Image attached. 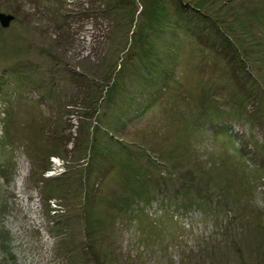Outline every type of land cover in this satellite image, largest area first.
Listing matches in <instances>:
<instances>
[{
	"label": "rangeland",
	"instance_id": "374dc122",
	"mask_svg": "<svg viewBox=\"0 0 264 264\" xmlns=\"http://www.w3.org/2000/svg\"><path fill=\"white\" fill-rule=\"evenodd\" d=\"M0 13V264H264V0Z\"/></svg>",
	"mask_w": 264,
	"mask_h": 264
},
{
	"label": "water",
	"instance_id": "95a60500",
	"mask_svg": "<svg viewBox=\"0 0 264 264\" xmlns=\"http://www.w3.org/2000/svg\"><path fill=\"white\" fill-rule=\"evenodd\" d=\"M15 17L12 15H6L3 13H0V25L4 29H8L11 25V23L14 21Z\"/></svg>",
	"mask_w": 264,
	"mask_h": 264
},
{
	"label": "trees",
	"instance_id": "16d2710c",
	"mask_svg": "<svg viewBox=\"0 0 264 264\" xmlns=\"http://www.w3.org/2000/svg\"><path fill=\"white\" fill-rule=\"evenodd\" d=\"M98 12H104V7H100V9L99 10H97ZM231 48H232V46H231ZM219 50H220V52H224V54H225V56H226V58L227 59H231L230 58V54H231V49H230V47L229 46H227V47H224V46H220L219 47Z\"/></svg>",
	"mask_w": 264,
	"mask_h": 264
}]
</instances>
